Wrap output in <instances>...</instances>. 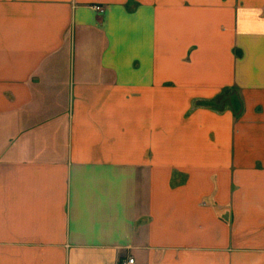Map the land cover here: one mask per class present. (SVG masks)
Here are the masks:
<instances>
[{"label":"crops","instance_id":"crops-1","mask_svg":"<svg viewBox=\"0 0 264 264\" xmlns=\"http://www.w3.org/2000/svg\"><path fill=\"white\" fill-rule=\"evenodd\" d=\"M240 177L264 0H0V264H244Z\"/></svg>","mask_w":264,"mask_h":264},{"label":"rangeland","instance_id":"rangeland-1","mask_svg":"<svg viewBox=\"0 0 264 264\" xmlns=\"http://www.w3.org/2000/svg\"><path fill=\"white\" fill-rule=\"evenodd\" d=\"M257 167L261 169L259 165ZM238 182L237 188L243 190L242 194H245L244 190H247L250 183L255 184V190H263L264 186V178H255L252 181L246 177H240ZM256 222L255 227L251 228L245 226L244 220H240V263L264 264V221L256 219Z\"/></svg>","mask_w":264,"mask_h":264},{"label":"built area","instance_id":"built-area-1","mask_svg":"<svg viewBox=\"0 0 264 264\" xmlns=\"http://www.w3.org/2000/svg\"><path fill=\"white\" fill-rule=\"evenodd\" d=\"M96 10L101 11V7H95ZM116 264H135L133 258L122 259L116 262Z\"/></svg>","mask_w":264,"mask_h":264}]
</instances>
